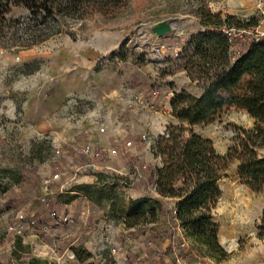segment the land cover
Returning a JSON list of instances; mask_svg holds the SVG:
<instances>
[{
	"label": "rangeland",
	"instance_id": "obj_1",
	"mask_svg": "<svg viewBox=\"0 0 264 264\" xmlns=\"http://www.w3.org/2000/svg\"><path fill=\"white\" fill-rule=\"evenodd\" d=\"M126 1L114 17L50 20L49 30L60 32L38 44L27 30L30 11L9 6L4 13L7 5H0V263L11 258L18 237L31 258L56 264H178L173 247L181 264H264V191L243 185L237 162L220 180L222 196L213 210L222 252L193 247L164 216L127 229L108 216L106 197H94L92 204L81 197L55 218L59 197L95 185L99 173L98 187L112 188L118 206L148 196L161 199L168 211L173 207L174 200L158 197L152 184V173L162 165L153 148L178 124L170 85L200 94L179 57L192 35L206 28L196 0ZM255 7L256 0L206 4L213 14L245 23L258 18L257 29L264 32ZM164 22L171 31L159 37L152 29ZM254 122L231 106L192 130L226 155L235 127L249 129ZM79 246L93 257L80 263L72 252Z\"/></svg>",
	"mask_w": 264,
	"mask_h": 264
},
{
	"label": "trees",
	"instance_id": "obj_2",
	"mask_svg": "<svg viewBox=\"0 0 264 264\" xmlns=\"http://www.w3.org/2000/svg\"><path fill=\"white\" fill-rule=\"evenodd\" d=\"M126 2L0 0V5H7L4 13L9 12V6H23L30 11L33 24L27 30L35 36L32 42L38 44L60 32L59 28L54 32L49 30L50 20L85 21L95 15L114 17ZM196 2L199 3L198 17L206 30L192 35L179 61L190 83L200 89V94L194 95L186 88L170 85L171 114L178 124H171L153 148L154 156L161 159L162 165L152 173V184L160 197L176 200L174 207L168 211L161 199L148 196L130 199L127 205L118 206L112 188L98 187L103 178L99 173L95 185H83L74 190V194L59 197L54 214L56 219L61 218L63 207L81 197L91 204L94 197L99 200L106 197L111 200L108 216L124 223L127 229L158 223L164 216L181 230L186 240L193 242V247L217 253L223 249L218 239L219 226L213 222V210L222 196L219 182L229 166L237 162L243 185L253 192L264 191V40L239 35L240 31L256 28L259 19L253 17L245 23L232 15L213 14L206 9L211 0ZM39 25L42 28L37 31ZM46 31L49 33L45 34ZM231 106L241 107L255 122L249 129L235 127L233 145L226 155H220L212 141L196 134L192 127L214 122L225 108ZM19 225L24 229L26 223L19 221ZM259 229L264 231V214ZM260 236L264 237V233ZM72 252L80 263L93 257L83 246L72 247ZM30 254V247L17 237L11 258L0 264H16L12 255L19 264H56L31 258ZM24 256L29 257L27 262H22Z\"/></svg>",
	"mask_w": 264,
	"mask_h": 264
},
{
	"label": "built area",
	"instance_id": "obj_3",
	"mask_svg": "<svg viewBox=\"0 0 264 264\" xmlns=\"http://www.w3.org/2000/svg\"><path fill=\"white\" fill-rule=\"evenodd\" d=\"M256 10L260 16V18L262 19V22H264V0H256ZM259 27V25L254 28V29H250L249 31H240L239 35L242 34H246L248 36H256V40L258 41L259 39H264V32H259V30L257 29ZM255 32V33H254ZM154 96L157 95V92L154 91L153 92ZM127 145H131V143H128ZM113 154H116V151H113ZM181 248L185 249L188 246V242H186L185 240L181 243ZM174 251L173 255L174 257L177 259L178 264H181V259L182 257L180 256V254H178L177 250L173 247L172 249Z\"/></svg>",
	"mask_w": 264,
	"mask_h": 264
},
{
	"label": "water",
	"instance_id": "obj_4",
	"mask_svg": "<svg viewBox=\"0 0 264 264\" xmlns=\"http://www.w3.org/2000/svg\"><path fill=\"white\" fill-rule=\"evenodd\" d=\"M171 31V27L167 22L161 23L152 29V32L156 33L159 37L165 36Z\"/></svg>",
	"mask_w": 264,
	"mask_h": 264
},
{
	"label": "crops",
	"instance_id": "obj_5",
	"mask_svg": "<svg viewBox=\"0 0 264 264\" xmlns=\"http://www.w3.org/2000/svg\"><path fill=\"white\" fill-rule=\"evenodd\" d=\"M169 103H170V99H169ZM170 105V104H169ZM171 108V107H170ZM160 167V166H159ZM158 197H160L158 194H156ZM162 199H164V201H167V200H169L168 198H162ZM171 200H173V199H171ZM171 200H169V201H171ZM172 202V201H171ZM175 202H176V200H174V202L172 203L173 204V207H174V205H175ZM179 231H180V229H178ZM181 232V231H180ZM182 236V235H181Z\"/></svg>",
	"mask_w": 264,
	"mask_h": 264
}]
</instances>
